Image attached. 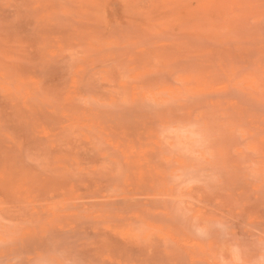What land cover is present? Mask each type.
<instances>
[{
    "label": "rangeland",
    "instance_id": "obj_1",
    "mask_svg": "<svg viewBox=\"0 0 264 264\" xmlns=\"http://www.w3.org/2000/svg\"><path fill=\"white\" fill-rule=\"evenodd\" d=\"M0 264H264V0H0Z\"/></svg>",
    "mask_w": 264,
    "mask_h": 264
},
{
    "label": "clouds",
    "instance_id": "obj_2",
    "mask_svg": "<svg viewBox=\"0 0 264 264\" xmlns=\"http://www.w3.org/2000/svg\"><path fill=\"white\" fill-rule=\"evenodd\" d=\"M217 227H220V225H217ZM193 230L195 235L201 238L205 237L207 234L206 229L199 226L195 227Z\"/></svg>",
    "mask_w": 264,
    "mask_h": 264
}]
</instances>
